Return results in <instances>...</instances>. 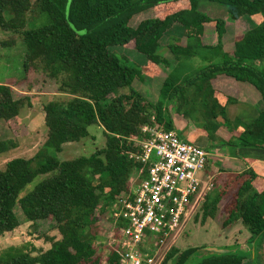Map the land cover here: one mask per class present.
<instances>
[{
  "label": "trees",
  "instance_id": "1",
  "mask_svg": "<svg viewBox=\"0 0 264 264\" xmlns=\"http://www.w3.org/2000/svg\"><path fill=\"white\" fill-rule=\"evenodd\" d=\"M206 1L223 8L229 20L247 19L251 27L225 46L226 21L201 11ZM31 7L46 16L36 28L27 27ZM147 11L152 16L132 23L134 16ZM177 27L179 36L169 34L165 45L173 62L159 50L162 38ZM0 28L23 41L24 74L32 69L46 75L55 83L52 95L57 97L42 105V148L31 158L9 159L0 169V236L20 225L16 206L27 221H53L60 236L47 237L50 247L35 254L38 249L30 242L7 246L0 251V264H122V252L111 237L118 236L124 224L109 214L116 197L129 192L132 174H145L146 165L129 154L138 152L135 139L144 137L141 127L153 123L152 118L165 130H175L176 120L192 123L195 134L206 137L207 147L228 146L232 154L239 147L261 151L264 159V108L246 123L229 119L226 106L237 100L216 87L222 78L246 83L264 103V0H0ZM207 32L216 36L215 44L203 41ZM113 46L132 58L116 54ZM194 57L201 61L195 64ZM160 65L169 71L153 103L135 83H142L149 72L158 73ZM29 95L14 97L13 88L0 83V120L30 107ZM91 125L104 130L102 148L66 160L46 154V149L59 152L63 144L87 137ZM221 128L230 137H224ZM14 146L1 140L0 154ZM223 199L222 226L244 225L253 244L248 253L256 260L259 248L264 250V176L248 167L211 199L207 194L196 209L201 224L215 216ZM107 232L105 243L101 239ZM239 247L205 252L202 246L172 245L160 264L191 259L192 264H246V252Z\"/></svg>",
  "mask_w": 264,
  "mask_h": 264
},
{
  "label": "rangeland",
  "instance_id": "2",
  "mask_svg": "<svg viewBox=\"0 0 264 264\" xmlns=\"http://www.w3.org/2000/svg\"><path fill=\"white\" fill-rule=\"evenodd\" d=\"M212 4L213 3H208L206 1L200 5V10L210 17H219L226 21V27L228 29L225 37L229 40V42H232L234 37L239 36L251 27L252 24L247 19H239L236 22L229 20L228 15L223 8L216 6V4ZM37 12L38 10L36 8L31 7V10L27 13L28 28H36L46 22V16L41 13L38 14L39 12ZM146 16H152V13L147 11L146 13L136 15L134 16L132 23L136 24L141 18ZM180 32L181 30L179 27L173 28L161 40V50L159 51L163 56L171 61L174 60L173 56L165 47L168 41V35L172 34L179 36ZM212 35L213 33L211 32L207 37L210 38ZM11 38L15 42L7 43V41ZM113 48L116 50V54H119L120 52L126 54L130 59L132 58V55L128 52L118 49L120 46H113L112 49ZM24 52L25 46L21 38L16 34H12L10 31H4L0 28V83L11 86L14 90V97L23 96V94H30L29 96H31L30 107L21 108L18 115L8 121L0 120V141L10 140L15 145L8 151L0 154V169L4 168L7 160L14 157L31 158L39 149L42 148L46 139V127L44 125V112L42 110V105L57 98L52 95V93L56 90V85L53 80L47 78L43 73L32 69L24 74L22 68ZM198 61H201V59L197 57L192 59V62L195 64L198 63ZM143 62L144 61H142V63ZM168 71V68L160 65V71H158V73L153 75L154 73L149 72L145 74V79L142 83H135V85L140 88V91L146 100L153 103L156 101L157 90L163 77L165 76V73ZM149 74H152V76H149ZM59 99L61 98L59 97ZM232 114L233 112H231V115ZM225 130L226 129L223 128L222 131L225 132ZM88 132L89 135L79 141L63 144L62 149L59 152L46 149V154L53 155L59 160L73 159L79 156H88L92 154L96 149L104 146L105 134L104 130L99 125L89 126ZM185 140L189 142L193 141L190 138ZM199 145L203 144L201 143ZM223 148L229 149L228 146H223ZM205 149L209 153V162L206 164L204 169L197 172V176L199 178L208 176L212 180L214 186L208 193L209 199H211L228 183V181H230L232 177L237 175V172L220 170V165L224 166L221 164L223 161L216 160L214 162V158L211 157L213 156V147H207ZM216 154L219 153L216 152ZM43 177L44 175L36 177L32 182L27 184L22 190L21 195L30 191ZM134 179L137 178L134 177ZM224 204L225 201L223 199L219 204V208L217 209L215 216L213 218H208L203 224H201V211L198 209L196 213L194 212L195 215L198 214L197 218L195 219V215L193 213L187 219L178 236L171 244L177 246L178 248H185L189 246H202L203 248H223L224 246L232 245L240 246L239 249L246 252V264H264V250L262 248H259L256 260L248 253L253 244L250 243V233L244 225L240 222H235L231 224V226H222V222L226 217ZM15 213L20 221V225L14 230L6 232L0 236V251L10 245H21L25 242H30L36 247V249H38V251L34 252L35 254L50 247L51 242L49 239L47 240V237L53 239H58L60 237L57 230L54 228L53 221H27L18 206L15 207ZM106 225L108 227V223ZM108 236L109 234L107 232L101 240L106 243ZM192 263L193 260L191 259L188 260L186 264Z\"/></svg>",
  "mask_w": 264,
  "mask_h": 264
},
{
  "label": "built area",
  "instance_id": "3",
  "mask_svg": "<svg viewBox=\"0 0 264 264\" xmlns=\"http://www.w3.org/2000/svg\"><path fill=\"white\" fill-rule=\"evenodd\" d=\"M152 121L141 127L144 137L135 139L138 152L129 154L146 165L145 174H132L129 192L116 197L109 214L124 224L119 235L111 237L122 252V264H160L213 188L208 176H197L208 161L205 147Z\"/></svg>",
  "mask_w": 264,
  "mask_h": 264
},
{
  "label": "crops",
  "instance_id": "4",
  "mask_svg": "<svg viewBox=\"0 0 264 264\" xmlns=\"http://www.w3.org/2000/svg\"><path fill=\"white\" fill-rule=\"evenodd\" d=\"M226 29L228 28L226 27ZM208 33L209 32L205 33V35ZM207 36L208 35H206L203 38L204 42L210 43V44L216 43L217 40L214 34L210 36V38H208ZM222 41L225 46L229 42V40H227L225 37ZM160 50H161V47H160ZM220 81H221V84L218 82L219 85H217L216 87L222 92L235 97L237 100L236 103H229L226 106V112H227V116L229 119H234L236 117V118H239L242 123H246L249 121L251 117H254L253 115L254 112L256 113L258 110H261L262 108H264L263 100L261 99L259 93L252 86L246 83L235 82L230 79L222 78L220 79ZM231 112H233L232 115H231ZM175 126H176L175 131L183 139L190 138L193 140L192 142H195L197 144L202 143L203 145H200V146H203L205 148L207 147L206 137L202 134H195L196 128L194 127L192 123L186 124L182 120H176ZM222 130L223 128H221L219 132L223 134L224 137L226 138L230 137L231 135L230 132L228 133L227 130L223 132ZM233 133L236 134L237 132L233 131ZM216 152L219 154H216ZM212 154L213 156L211 157L214 158V162L216 160L223 161L221 162V164H223L224 166L220 165V168H219L220 170L235 171L238 174L248 167H253L254 170L260 176H264V159H263V153L261 151L250 152V151H246L239 147L236 149L235 153L232 154L230 149L223 148V146L222 147L218 146V147L213 148ZM208 162L209 160L207 161V163ZM262 179L263 178H261V180Z\"/></svg>",
  "mask_w": 264,
  "mask_h": 264
},
{
  "label": "water",
  "instance_id": "5",
  "mask_svg": "<svg viewBox=\"0 0 264 264\" xmlns=\"http://www.w3.org/2000/svg\"><path fill=\"white\" fill-rule=\"evenodd\" d=\"M202 251H205V252H224L226 250H224L222 248H216V247H204V248H202Z\"/></svg>",
  "mask_w": 264,
  "mask_h": 264
}]
</instances>
